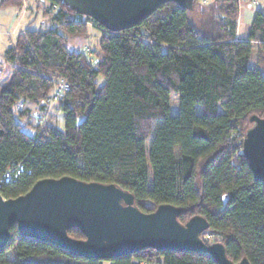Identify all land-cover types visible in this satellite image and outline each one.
<instances>
[{
    "label": "trees",
    "instance_id": "obj_1",
    "mask_svg": "<svg viewBox=\"0 0 264 264\" xmlns=\"http://www.w3.org/2000/svg\"><path fill=\"white\" fill-rule=\"evenodd\" d=\"M23 4L0 0V8ZM38 10L48 27L17 34L0 61V195L15 198L61 176L113 183L143 212L171 204L182 209V224L204 217L201 237L223 243L231 261L264 264V185L241 150L249 117L264 116V12L254 11L246 37L236 38L238 0L168 2L114 31L61 0H36ZM90 22L100 34L94 47L68 49V38L86 35ZM58 79L69 85L54 105L62 128L53 114L37 120ZM17 165L22 170L1 181ZM9 232L0 264H217L207 254L150 248L87 259L21 236L16 225ZM68 234L83 238L75 228Z\"/></svg>",
    "mask_w": 264,
    "mask_h": 264
},
{
    "label": "water",
    "instance_id": "obj_2",
    "mask_svg": "<svg viewBox=\"0 0 264 264\" xmlns=\"http://www.w3.org/2000/svg\"><path fill=\"white\" fill-rule=\"evenodd\" d=\"M80 15L108 30L133 27L168 2L191 8L194 0H61ZM250 125L241 142L242 155L255 181L264 185V116L249 117ZM227 196H223L225 203ZM182 209L159 204L151 212L141 211L134 195L116 184L84 182L70 176L37 180L15 198L0 195V249L16 225L21 236L53 244L87 259L110 260L144 249L197 252L209 255L217 264H250L226 255L223 243H205L201 233L207 220L190 217L178 221ZM83 238H73L70 229Z\"/></svg>",
    "mask_w": 264,
    "mask_h": 264
},
{
    "label": "crops",
    "instance_id": "obj_3",
    "mask_svg": "<svg viewBox=\"0 0 264 264\" xmlns=\"http://www.w3.org/2000/svg\"><path fill=\"white\" fill-rule=\"evenodd\" d=\"M205 1L208 2L210 0H205ZM238 2H239V12H238L237 26H236V38H245L247 35L248 28L252 22L254 11L260 10L264 12V4L261 5V0H238ZM25 6L26 5L24 0L22 9L20 10L15 9L16 12L15 11L9 12L8 19L4 22H0V61H1L2 53L14 43L16 35L24 31L26 28H31L29 24L31 23L30 20H31L32 11L30 10V7H28L27 9L25 8ZM0 9H8V8H0ZM24 18L28 23L27 24L28 26L26 27L23 26ZM42 21H45V18H43ZM43 24L39 28H32V29H42L45 27V25ZM93 35L94 36L97 35L96 37H99L100 34L95 29ZM77 44L78 42H75L74 46H76ZM72 50H77V49L73 48ZM54 105L55 104L52 105L53 108ZM55 118H57L56 121L58 124L59 119L61 118V114L59 111H55Z\"/></svg>",
    "mask_w": 264,
    "mask_h": 264
},
{
    "label": "rangeland",
    "instance_id": "obj_4",
    "mask_svg": "<svg viewBox=\"0 0 264 264\" xmlns=\"http://www.w3.org/2000/svg\"><path fill=\"white\" fill-rule=\"evenodd\" d=\"M263 4H264V0H261V5H263ZM25 5H26L25 8L28 9V7H30V10L32 11L31 20H30L31 23L29 24V26L31 28H39V27L42 26L43 23H44L43 25H45V27H48L47 23H49V22H47V19L42 15L41 11L40 10H38V12L36 11V0H25ZM15 9L16 8L0 9V22L6 21L8 19V13L12 12V11H15ZM53 10H56V8H54ZM27 15H29V14H27ZM26 17H28V16H26ZM43 18H45L46 20L42 21ZM27 24L28 23H27V21L24 18L23 26L26 27V26H28ZM94 30H95L94 27L88 25L87 34L86 35L69 37V39L67 41L68 49L72 50L73 48H75L78 51H87L88 48H90V49L93 48L95 43H96V41L98 40V37H96L97 35H95V36L93 35ZM75 42H78V44L76 46H74ZM250 62H251V64H254V62H255V53H254V51L251 54ZM260 67H261L262 73H264V64H262ZM99 81H101L100 78H99ZM48 108H49V111H50L49 114H53L54 117H55V109L52 106H50ZM177 112H178V97H177L176 93H172L171 97H170V113L171 114H175ZM49 114H48V116H49ZM55 119L57 120V118H55ZM37 120H38V118H37ZM159 121L160 120H158V119L154 120L153 127H155L159 123ZM58 125H59V127L62 128L63 123H62V119L61 118L59 119ZM141 203L146 208H151L152 207V205L149 202L141 201ZM203 238L208 240L209 243L216 241V238L212 237L209 233H206L205 235H203ZM103 264H111V263L109 261H104ZM144 264H149V263L144 262Z\"/></svg>",
    "mask_w": 264,
    "mask_h": 264
},
{
    "label": "built area",
    "instance_id": "obj_5",
    "mask_svg": "<svg viewBox=\"0 0 264 264\" xmlns=\"http://www.w3.org/2000/svg\"><path fill=\"white\" fill-rule=\"evenodd\" d=\"M56 8V6H53V9ZM90 26H92V23H89ZM93 27V26H92ZM87 51H89V48L87 49ZM69 89V85L68 83L64 80V79H58L56 81L53 82L52 85V89L50 92L49 97L46 100V110L45 113L42 116L38 117V121L41 124H44L45 121L47 120L48 114H49V108L50 106H52L53 104H56L58 100H60V98L64 95V93ZM22 170L20 165H17L15 167H11L9 168L4 174L3 177L1 179V181H8L10 180L12 177L16 176V173L18 171Z\"/></svg>",
    "mask_w": 264,
    "mask_h": 264
}]
</instances>
